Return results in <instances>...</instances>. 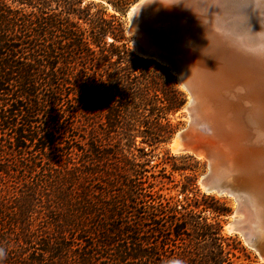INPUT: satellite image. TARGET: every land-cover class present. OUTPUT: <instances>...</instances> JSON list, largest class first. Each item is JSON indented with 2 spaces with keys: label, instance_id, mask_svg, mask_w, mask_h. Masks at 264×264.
I'll list each match as a JSON object with an SVG mask.
<instances>
[{
  "label": "trees",
  "instance_id": "16d2710c",
  "mask_svg": "<svg viewBox=\"0 0 264 264\" xmlns=\"http://www.w3.org/2000/svg\"><path fill=\"white\" fill-rule=\"evenodd\" d=\"M136 1L0 0V264H256L225 204L154 171L188 98L132 51Z\"/></svg>",
  "mask_w": 264,
  "mask_h": 264
},
{
  "label": "water",
  "instance_id": "95a60500",
  "mask_svg": "<svg viewBox=\"0 0 264 264\" xmlns=\"http://www.w3.org/2000/svg\"><path fill=\"white\" fill-rule=\"evenodd\" d=\"M133 6L135 8L131 11V6L126 17L128 19L132 12L142 36L141 40L135 38L132 41L133 52L168 68L175 75L178 86L188 95L186 105L190 122L175 137L178 135L180 142L189 149L203 152L208 162V171L203 177L207 192L234 198L237 206L235 218L229 223L231 230L264 260V212L256 208L258 205L248 190L246 174L221 170L229 160L227 154H233L234 159H243L246 155V144L235 140L240 136L244 138L245 130L236 129L237 133L228 130L230 135L218 132L220 128L212 116L223 110L214 104L212 95L205 99L202 92L205 79L213 77L209 64L217 50L215 22L206 18L209 16L207 8L194 3L138 0ZM257 192L264 195L262 188Z\"/></svg>",
  "mask_w": 264,
  "mask_h": 264
},
{
  "label": "rangeland",
  "instance_id": "374dc122",
  "mask_svg": "<svg viewBox=\"0 0 264 264\" xmlns=\"http://www.w3.org/2000/svg\"><path fill=\"white\" fill-rule=\"evenodd\" d=\"M250 1L252 2V5H253V8L255 11L257 10V12H260L261 10H264V0H263V3H262V1H259V0H250ZM133 4L130 5V8H131V6H133ZM105 7H107V12L109 14H115V11L112 9L111 6L105 4ZM220 9H221V7H220ZM127 11L125 14L121 15V19L125 23L126 33H127L126 36L130 39L129 44H130V47L132 49V41L135 38L137 40V36H139V37H142V36L138 33V28H136L135 31H131L130 21L126 17ZM222 11L224 12L223 7H222V10L220 12V16L222 18V21H224V19L226 20V19L230 18L229 15L228 16L224 15ZM224 38H226V39H224ZM221 40L226 44L229 41L228 43H230L232 45L236 42V40H234V36L232 34H230L228 32V30L226 31V29H223V28H220L218 40H217V43L220 41V45L222 42ZM218 50H219V48H218ZM132 51H133V49H132ZM240 51L244 57H240V60H238V63H237L238 66L236 65V68H238V70L239 69L240 70H239V72L237 71V74L241 75L242 73L246 74L249 71L252 72V74L250 73L251 74L250 75V81L247 84H245V83L241 82V80L238 78V80L237 79L235 80V85H234L233 89L225 90L223 92L224 94L221 92L219 94V96H220L221 100H222V97L225 96L226 99H228L227 102H228L229 106L237 107L239 104L240 105L239 108L241 107L242 111H241V113H239L237 111H233V109L230 108V110H227L226 115H225L227 118L226 121L224 120V116H223L224 112L221 111L220 114H221L222 119L224 120V122L228 126L230 125L232 127L233 125L236 124L235 125L236 128L244 129L245 133L248 136H250V139H251V145L250 146H251V152H252L250 155V158L251 157H253V158L252 159L249 158V160L247 159L248 161H246V162L239 161V164L242 167V169L240 168L237 171H242V173L246 174L245 177L249 181L248 186L250 188L248 190H250V194L254 195V197H255V199H254L255 205L256 204L258 205L256 208H259V209L263 210V212H264V195H261L259 192H257V190L261 189V188H262V191H264V164H263L264 163V146H263V144H264L263 143L264 142V124L261 120V118H264V116H262L263 115L262 114V108L264 107V87H262V84H261V81L264 79V75H263L264 74V72H263L264 66L260 70H257L258 72H255L256 66H255V63L253 60V58H254L253 55L259 56L261 53L255 51V50L247 49L246 47L244 48V50L240 49ZM261 56H264V52L262 53ZM262 60H264L263 57H262ZM154 62H156V61H154ZM253 70H255V71H253ZM212 71H213V68H212ZM173 76L175 77V75H173ZM213 84L216 85L215 83H213ZM235 88H237V90ZM230 94H231V96H230ZM187 98H188V95H187ZM239 98H240V100H239ZM221 100H219V101H221ZM219 101H218V103L220 104ZM235 101H237L236 102L237 106L234 103ZM247 105L248 106L251 105V106L248 107ZM220 107L224 110L227 109L226 106H220ZM258 107H260L261 109ZM234 110H235V108H234ZM255 110L258 113H260L259 114V116L261 115L260 118L258 117L257 112L254 113ZM243 112H244V114H243ZM257 119H258V121H257ZM172 122L176 123V124L177 123L181 124L180 129L177 132L184 129L188 125V123L190 122V117H189V112L186 110V105L183 107V109L179 113H177L172 118ZM259 124H261V126ZM175 135L172 137V139L169 142L160 145L154 151V153H153V155H154L153 164H160L161 160H163L166 163L165 165H162V164L159 165V167L157 169H155L154 171H160L163 169L167 174H170V173H172V166H174V167L180 169L179 171L175 172L173 175V178L176 182L186 183L187 182L186 177L187 178L188 177L189 178L195 177L196 178L195 183L194 184L189 183V185L191 186V189H193V191L198 190L199 193L201 194V196L202 195L210 196V197H213L216 201H219V203H215L214 201H206L207 204H210L213 207L220 208V204H225V208L228 210V212L225 215L220 216V219H221L222 224H223L224 233L226 235H237L241 239V237L238 234H235L232 232V230L230 228V224H229L233 220V217L235 216L234 210L237 206L234 198L230 197L226 194L219 195L216 193L207 192V188L205 186H203L201 183L202 177L208 171V162L205 159L204 154L202 152H197L199 155H196L192 152V150H184L183 151L180 148H177V150H174L172 147V144H173V141L175 140ZM261 139H263L262 142H261ZM181 145L184 147V145L182 143H181ZM166 152H169V155H166ZM252 154H254V155H252ZM262 159H263V161H262ZM224 169L225 168L223 167V169H221V170H224ZM170 186H172V185H170ZM166 193H167V191H166ZM172 194H177V191L173 190ZM210 217H212V215H210ZM247 248L250 251H252V257L255 259L254 261H256V264H264V260L260 257V255L257 251H255L249 247H247Z\"/></svg>",
  "mask_w": 264,
  "mask_h": 264
},
{
  "label": "bare ground",
  "instance_id": "6f19581e",
  "mask_svg": "<svg viewBox=\"0 0 264 264\" xmlns=\"http://www.w3.org/2000/svg\"><path fill=\"white\" fill-rule=\"evenodd\" d=\"M177 1H179V3H181V4L194 3V4H198L200 6H204L205 8L208 9V13H209V16H206V18L208 20L210 18L211 22L212 23L215 22V24H216V27H217L216 39L218 40L220 28H223V29H226V31L228 30V32L234 36V40H236V42L233 45L228 43L229 41L226 44L222 40H221L222 41L221 45H220V41L217 43L216 54L209 64V66H210L209 69L211 71L213 68V77L211 79H205V84L203 85L205 88L202 89V92L205 95V99L207 98V96L212 95L211 97L214 98L213 99L214 104L218 105L219 104L218 101L221 100L219 94L221 92L223 93L225 90L233 89L236 79L238 80V78H239L241 80V82H243L245 84H247L250 81V75L252 74V72H250L249 70H248L249 72L246 74L245 73L244 74L242 73L241 75L237 74V71L239 72V70H240V69L238 70V68H236L238 60H240V57H244L241 54L240 49L244 50V48L246 47L247 49L255 50V51L261 53L259 56L253 55L254 56L253 60H254L255 66H256V71L255 70H253V71L258 72L257 70H260L264 66V60H262V57L264 59V56H261L262 53L264 52V10H261L262 12L261 11L257 12V10L255 11L253 8L252 2L250 0H177ZM259 1H262V3H263V0H259ZM220 7H221V9H220ZM222 7L224 8V12L222 11L223 14L230 16V18H228L226 20L224 19V21H222V18L220 16V12L222 10ZM134 8H135V6H132L131 11ZM128 19L130 21L131 31H135V29L138 28V23L132 18V12H130L128 14ZM141 39H142V37L137 36V40H141ZM224 39H226V38H224ZM136 45L137 44H134L135 47H136ZM218 48H219V50H218ZM134 50H135V48H134ZM213 83H215L216 85H214ZM261 84H262V87H264V79L261 81ZM211 86H213L212 89H210ZM235 89L237 90V88H235ZM230 96H231V94H230ZM209 99H210V97H209ZM239 100H240V98H239ZM227 101H228V99H226V97L223 96L222 100L219 101L220 104L218 105L219 107L220 106H226V108H227L226 110L221 109V110L225 111L223 113L225 121L227 119L225 116L226 112H227V110H230V108L233 109V111H237L239 113H241V111H242V108L241 107L239 108L240 105L238 104V106H237V104H236L237 101L234 102L237 107L229 106ZM250 106H248V107H250ZM234 108H235V110H234ZM258 108H260V107H258ZM186 110H187V105H186ZM255 112H257V111L255 110L254 113ZM243 114H244V112H243ZM259 114L260 113L257 112V115L260 118L261 115L259 116ZM262 114H263L262 116H264V107L262 108ZM212 117H213L212 120L216 121V124L220 128L218 130V132H223L224 135L226 134V132L229 135H230V132L237 133L236 129H238V128H236V126H235L236 124L233 125L232 127L230 125L228 126L224 122V120L222 119L220 113L213 115ZM261 120L264 124V118H261ZM257 121H258V119H257ZM259 125L261 126V124H259ZM228 130H230V132H228ZM238 136H240V135L238 134ZM235 140L237 142L240 141V142H243V144H246V147H247L246 148V155L243 157V159L242 158L234 159L231 156L233 154L229 155V154L225 153L228 155V159H229L228 162L223 164L225 171H237L240 168L242 169V167L239 164V161H243V162L248 161L250 158V155L252 153L251 152V146H250L251 145L250 136H248L246 134V136L244 135V138L240 136L239 138L236 137ZM262 140L263 139H261V142H262ZM263 146H264V144H263ZM172 147L174 150H177V148H180L183 151L184 150H191L188 147H186V146L183 147L181 145L180 140L178 139V135L175 137V140L173 141ZM192 152L196 155H199L197 152H201V151L197 150V149H193ZM244 153H245V151H244ZM236 155H240V154L237 153ZM252 155H254V154H252ZM252 158L253 157H251L250 159H252ZM262 161H263V159H262ZM203 177H202L201 183L203 186H205L207 188V184L203 183ZM234 218H235V216L233 217V219Z\"/></svg>",
  "mask_w": 264,
  "mask_h": 264
},
{
  "label": "clouds",
  "instance_id": "9594fccd",
  "mask_svg": "<svg viewBox=\"0 0 264 264\" xmlns=\"http://www.w3.org/2000/svg\"><path fill=\"white\" fill-rule=\"evenodd\" d=\"M0 255H3V251L2 250H0ZM174 264H181V262L176 261V262H174Z\"/></svg>",
  "mask_w": 264,
  "mask_h": 264
}]
</instances>
